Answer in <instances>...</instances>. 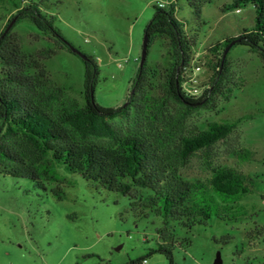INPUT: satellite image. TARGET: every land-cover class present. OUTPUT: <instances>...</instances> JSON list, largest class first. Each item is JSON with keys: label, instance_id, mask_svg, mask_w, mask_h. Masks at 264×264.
<instances>
[{"label": "rangeland", "instance_id": "1", "mask_svg": "<svg viewBox=\"0 0 264 264\" xmlns=\"http://www.w3.org/2000/svg\"><path fill=\"white\" fill-rule=\"evenodd\" d=\"M172 1L26 0L25 4H40L43 14L55 18L54 27L65 41L96 62L94 101L103 109H117L128 105L133 93L131 84L155 7H167ZM230 2L212 0L202 10L200 25L186 0L176 3V18L185 25L187 37L196 42L191 55L195 67L215 59L209 52L214 44L252 27L251 7L221 13ZM15 14L13 6L0 5V33ZM12 32L26 53L59 47L27 20L14 23ZM227 60L233 82L240 81L242 86L233 88L230 101L217 98L209 107L193 111L178 135L166 138L162 151L172 158L181 135L204 130L210 123L233 125L225 140L197 152L178 166V172L186 180L206 183L213 169L232 168L245 176L247 194L228 204L217 199L219 213L214 212L204 225L191 229L175 225L173 264H214L217 254L221 264H264V65L257 54L240 45L228 51ZM171 62L162 39L154 38L146 59L149 95L158 92V70ZM45 66L68 98L83 105L82 59L59 49ZM211 75L205 65L195 78L200 86L210 85ZM178 109L173 104L170 114ZM111 122L123 129L132 125L119 119ZM138 125L152 140L164 131L162 126L149 129L141 118ZM97 144L107 146L108 141ZM241 149L252 151L254 159L240 160ZM53 173L56 182L46 184V191L31 180L0 173V264H127L142 259L137 264H169L163 254L155 252L162 242L156 233L160 220L151 216L137 220L128 197L87 182L62 164L55 165ZM56 187L62 190L61 200L53 193Z\"/></svg>", "mask_w": 264, "mask_h": 264}, {"label": "trees", "instance_id": "2", "mask_svg": "<svg viewBox=\"0 0 264 264\" xmlns=\"http://www.w3.org/2000/svg\"><path fill=\"white\" fill-rule=\"evenodd\" d=\"M178 1L167 7L156 6L145 30L149 36L147 53L153 39L158 37L172 59L168 67L158 70L157 94L147 93L149 72L145 63L138 67L132 81L128 105L103 109L94 101L99 70L90 56L85 55L86 60H82L83 105L69 99L65 89L51 80L45 62L59 49L72 53L70 44L54 27L55 18L43 14L40 4L35 2L26 5V0H0V5H11L16 11L0 33V173L31 180L46 191V184L56 182L55 165L62 164L85 181L128 197L137 220L149 216L160 220L156 233L162 242L155 252L163 254L169 264H173L171 249L177 244L172 231L175 225L191 229L206 224L214 212L219 213L217 199L228 204L247 194V188L245 176L228 167L213 169L206 183L186 180L178 172V166L185 165L197 152L225 140L233 125L210 123L204 130L181 135L172 158L163 153V143L167 137L178 135L193 111L209 107L217 98L230 101L233 88L242 86L240 81L233 82L227 55L222 59L231 42L237 41L233 46L240 45L257 54L264 65V0H231L220 9L221 13L251 7L253 25L209 49L215 59L201 67L207 65L211 70L210 85H203L206 89L200 97L187 96L182 86L194 67L191 55L196 42L187 37L185 25L176 18ZM186 1L200 25L202 10L212 0ZM22 20L50 35L58 49L24 52L19 37L12 32L13 24ZM173 104L179 107L174 115L170 114ZM139 118L145 119L149 129L162 126L164 131L152 140L139 129ZM115 119L131 121L132 125L120 128L111 122ZM103 140L108 141L107 146L97 144ZM238 158L250 161L254 153L241 149ZM53 193L58 200L62 199L60 187Z\"/></svg>", "mask_w": 264, "mask_h": 264}, {"label": "water", "instance_id": "3", "mask_svg": "<svg viewBox=\"0 0 264 264\" xmlns=\"http://www.w3.org/2000/svg\"><path fill=\"white\" fill-rule=\"evenodd\" d=\"M12 24H10L8 26V28L6 29V31H8L11 28ZM237 41H233L231 42L224 50L223 52V56L222 59H224L228 53V51L230 50V48L236 43ZM148 44H149V36L147 34L144 35L143 38V43H142V50H141V56H140V61H139V68H142L144 66V64L146 63V59H147V51H148ZM69 50L75 54L76 56L80 57L82 60H86V56L81 53L79 50L75 49L73 46H69L68 47ZM133 92V91H132ZM131 92V93H132ZM214 264H221V260H220V255L217 254L216 260Z\"/></svg>", "mask_w": 264, "mask_h": 264}, {"label": "built area", "instance_id": "4", "mask_svg": "<svg viewBox=\"0 0 264 264\" xmlns=\"http://www.w3.org/2000/svg\"><path fill=\"white\" fill-rule=\"evenodd\" d=\"M159 7H163V4H159ZM202 70V67L194 66L191 73L186 76V81L182 86V90L187 96L190 97H200L205 91L206 87L199 85L196 74H198Z\"/></svg>", "mask_w": 264, "mask_h": 264}]
</instances>
